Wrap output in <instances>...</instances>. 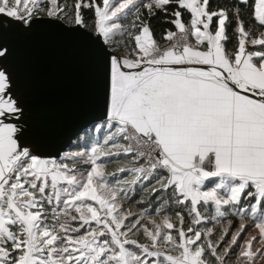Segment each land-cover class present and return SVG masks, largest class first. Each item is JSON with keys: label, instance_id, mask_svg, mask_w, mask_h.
I'll list each match as a JSON object with an SVG mask.
<instances>
[{"label": "snow or ice", "instance_id": "snow-or-ice-1", "mask_svg": "<svg viewBox=\"0 0 264 264\" xmlns=\"http://www.w3.org/2000/svg\"><path fill=\"white\" fill-rule=\"evenodd\" d=\"M260 29L264 0H0V264H264Z\"/></svg>", "mask_w": 264, "mask_h": 264}, {"label": "water", "instance_id": "water-1", "mask_svg": "<svg viewBox=\"0 0 264 264\" xmlns=\"http://www.w3.org/2000/svg\"><path fill=\"white\" fill-rule=\"evenodd\" d=\"M48 58L52 60L53 62L56 59V54H47ZM47 102L50 105L51 108V118L53 120H57L61 117L60 112V104L63 101V97L58 89H56L54 86L49 90L47 96H46Z\"/></svg>", "mask_w": 264, "mask_h": 264}, {"label": "trees", "instance_id": "trees-1", "mask_svg": "<svg viewBox=\"0 0 264 264\" xmlns=\"http://www.w3.org/2000/svg\"><path fill=\"white\" fill-rule=\"evenodd\" d=\"M234 2H236V0H209V4L210 7L212 8H217V7H228L231 6V4H233ZM249 3H252V0H249ZM253 22L257 24V27L259 28L258 22L254 21L253 18ZM153 24H157V21H152ZM260 30H264V29H260ZM156 35L159 36L160 33V27L156 28ZM211 212V209L209 211V214Z\"/></svg>", "mask_w": 264, "mask_h": 264}, {"label": "rangeland", "instance_id": "rangeland-1", "mask_svg": "<svg viewBox=\"0 0 264 264\" xmlns=\"http://www.w3.org/2000/svg\"><path fill=\"white\" fill-rule=\"evenodd\" d=\"M209 158H211L210 161H211V160H214V159H213V158H214L213 154L210 153L208 159H209Z\"/></svg>", "mask_w": 264, "mask_h": 264}, {"label": "crops", "instance_id": "crops-1", "mask_svg": "<svg viewBox=\"0 0 264 264\" xmlns=\"http://www.w3.org/2000/svg\"><path fill=\"white\" fill-rule=\"evenodd\" d=\"M211 158H209L208 160H210ZM214 159V158H213Z\"/></svg>", "mask_w": 264, "mask_h": 264}]
</instances>
